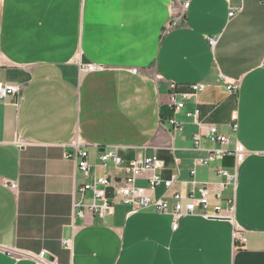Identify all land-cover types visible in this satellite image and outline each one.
<instances>
[{"label": "crops", "instance_id": "crops-1", "mask_svg": "<svg viewBox=\"0 0 264 264\" xmlns=\"http://www.w3.org/2000/svg\"><path fill=\"white\" fill-rule=\"evenodd\" d=\"M0 83L23 87L19 103L0 99V264H38L43 252L54 264H264L263 0H0ZM171 83L180 92L204 86L175 116L182 133L168 123ZM195 110L231 140L227 150L246 152L235 184L210 203L213 213L234 202L245 248L235 249L228 221L187 216L173 230L171 215L134 212L114 188L106 190L110 217L74 214L76 187L121 180L124 166L144 157L160 160L162 179L177 175L171 191L148 192L170 208L174 193L201 184L213 194L225 181L218 169L234 161L195 167L219 148L204 139L194 150L199 128L187 115ZM74 144L87 153L88 180L65 158ZM105 151L124 165L101 167ZM151 175L136 186L149 189Z\"/></svg>", "mask_w": 264, "mask_h": 264}, {"label": "built area", "instance_id": "built-area-1", "mask_svg": "<svg viewBox=\"0 0 264 264\" xmlns=\"http://www.w3.org/2000/svg\"><path fill=\"white\" fill-rule=\"evenodd\" d=\"M184 7L187 8L188 4H185ZM233 16L234 13L232 12L230 17ZM178 20L179 19L176 18L173 19L165 33H169L172 29H174L178 25ZM208 44L213 49L217 45V40L210 38L208 39ZM86 70L88 72H94L100 71L101 68L90 66L87 67ZM132 73L137 74V70H133ZM178 88L177 84H169V91L171 93L169 108L171 109L170 111L172 115L168 119V123L173 132L182 133L183 127L176 121L175 116L184 109V101L204 91V86L190 85L188 88L189 90L185 92H180ZM227 90L230 94H236L238 87L232 85L229 86ZM22 91V86H11L0 83L1 100L9 96H13L16 97V100L19 103ZM177 98H180L181 101L178 102ZM187 116L199 128L198 132L193 135V146L195 151L203 150L202 143L204 139H207L211 145L219 147L217 149L207 150L206 152L208 153V156L204 159L196 160L194 163L195 167H209L212 163L216 161H223L226 158H231L234 161L231 169L224 167L218 169L219 176L224 178L225 181L220 182L216 186L213 194L208 184H201L188 196H184L181 193H174L172 197L175 200V203L172 208H170V204L166 198L154 199L148 194V192L154 191L161 186H163L167 192L171 191L177 181V175H172L169 180L162 179L160 176L155 174V171L160 166V160L155 156L152 158L144 157L136 159L124 166L126 176L121 180H111L108 177H95L93 183L76 187V192L74 194V214L81 218H85L87 214H92L101 220H105L110 217L113 214V206L106 196V190L114 188L118 194V202L133 206L134 212L152 209L159 215H171L174 219L172 224L173 230L178 228V221L187 216H201L206 220L228 221L233 226L235 249L245 248L247 239L242 233L243 230L235 221L234 202L229 201L225 210H223L219 205L215 206L213 208V213L210 212V203L212 195L215 200H221L223 198L224 191L232 184H235L239 165L243 162L246 152L238 144H235L232 150H227L226 147L231 145V140L227 136L220 134L216 126H206L201 124L199 120V112L197 110L189 113ZM232 130L233 132L237 131L236 124L232 126ZM65 158L76 164V173L81 174L86 180L89 179L91 167L87 163V153L81 149L80 145L74 144L72 152L66 154ZM109 162H112L117 168L124 165L123 160L119 157L116 151H105L102 154L100 158L101 167H106ZM146 173L152 174L151 177H149L150 188L145 189L137 187L136 181L143 178ZM195 174V170L191 172L192 177H194ZM16 187V184H12L10 189L15 190ZM87 192L92 194L91 205L85 204V195ZM196 193L200 194L199 198L195 197ZM185 199H188V202L183 205L182 201ZM198 209L201 210L200 214L198 213ZM64 243L67 246L69 245V242L65 241ZM36 261L38 264H54L53 261H49L45 252L37 256Z\"/></svg>", "mask_w": 264, "mask_h": 264}, {"label": "trees", "instance_id": "trees-1", "mask_svg": "<svg viewBox=\"0 0 264 264\" xmlns=\"http://www.w3.org/2000/svg\"><path fill=\"white\" fill-rule=\"evenodd\" d=\"M169 110H171V109H169ZM162 118L165 119L163 113H162ZM163 119H162V120H163Z\"/></svg>", "mask_w": 264, "mask_h": 264}, {"label": "water", "instance_id": "water-1", "mask_svg": "<svg viewBox=\"0 0 264 264\" xmlns=\"http://www.w3.org/2000/svg\"><path fill=\"white\" fill-rule=\"evenodd\" d=\"M49 259H50V258H49ZM50 261L52 262V261H53V259L51 258V259H50Z\"/></svg>", "mask_w": 264, "mask_h": 264}]
</instances>
